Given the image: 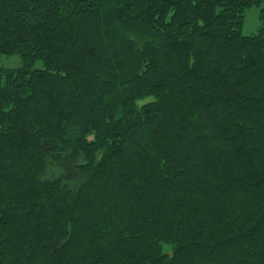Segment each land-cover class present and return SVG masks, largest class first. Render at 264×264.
<instances>
[{
    "label": "trees",
    "instance_id": "16d2710c",
    "mask_svg": "<svg viewBox=\"0 0 264 264\" xmlns=\"http://www.w3.org/2000/svg\"><path fill=\"white\" fill-rule=\"evenodd\" d=\"M262 3L0 0V264H264Z\"/></svg>",
    "mask_w": 264,
    "mask_h": 264
},
{
    "label": "rangeland",
    "instance_id": "374dc122",
    "mask_svg": "<svg viewBox=\"0 0 264 264\" xmlns=\"http://www.w3.org/2000/svg\"><path fill=\"white\" fill-rule=\"evenodd\" d=\"M264 7V3L260 6H252L245 10L243 15V22L241 28L242 36L256 35L261 27L259 20V14L261 8ZM22 66V60L20 56L3 57L0 56V69L1 70H16ZM33 69L42 70L43 66L41 62H36L33 65Z\"/></svg>",
    "mask_w": 264,
    "mask_h": 264
}]
</instances>
